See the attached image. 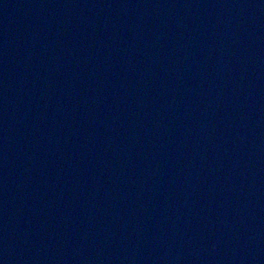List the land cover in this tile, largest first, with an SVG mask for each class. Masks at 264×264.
Returning a JSON list of instances; mask_svg holds the SVG:
<instances>
[{
    "label": "water",
    "instance_id": "1",
    "mask_svg": "<svg viewBox=\"0 0 264 264\" xmlns=\"http://www.w3.org/2000/svg\"><path fill=\"white\" fill-rule=\"evenodd\" d=\"M0 264H264V0H0Z\"/></svg>",
    "mask_w": 264,
    "mask_h": 264
}]
</instances>
